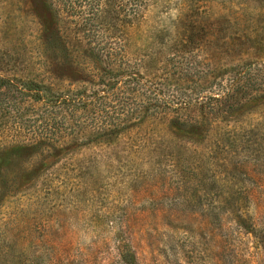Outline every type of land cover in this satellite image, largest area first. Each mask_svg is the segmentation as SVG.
Here are the masks:
<instances>
[{"label":"rangeland","instance_id":"obj_1","mask_svg":"<svg viewBox=\"0 0 264 264\" xmlns=\"http://www.w3.org/2000/svg\"><path fill=\"white\" fill-rule=\"evenodd\" d=\"M93 1L0 0V74L80 105L105 97L108 109L117 100L133 109L141 93L189 96L244 69L253 99L218 131L228 141L203 146L171 138L152 109L111 135L83 133V122L105 117L80 113L67 117L80 128L57 133L58 123L15 94L0 106V264H120L126 239L139 264H264V0H147L144 18L169 45L179 16L206 21L209 39L194 37L202 49L193 56L213 67L166 80L161 61L174 47H142L151 41L135 28L119 52L126 75L108 97L98 92L104 64L70 38L90 28L123 45L131 9L128 0Z\"/></svg>","mask_w":264,"mask_h":264},{"label":"trees","instance_id":"obj_2","mask_svg":"<svg viewBox=\"0 0 264 264\" xmlns=\"http://www.w3.org/2000/svg\"><path fill=\"white\" fill-rule=\"evenodd\" d=\"M147 0H128L130 4L131 14L125 22L124 32V44H118L116 47L105 38L97 36L94 32L85 31L83 33L74 32L70 38L72 46H82L89 54L96 59L100 60L104 64V70L99 79L100 86L104 88L98 90L108 96H115L118 92L114 89L115 84L121 81V78L126 75L127 63L122 61V56L119 52L126 50L131 41V34L133 29H137L141 32L142 37H146V41L150 40V43L143 42L142 47H156L159 49L167 50L168 47H174L173 56L168 60H162L161 63L165 66L162 69L169 68V72L166 75L168 77H175V81L187 78L188 76L198 75L200 69L203 71L202 75L207 76V71L202 68L205 65L206 69L213 67V59H205L201 62L196 61L193 53L196 50L202 49L200 41L209 39L204 30L206 21L197 19H186L183 16H179L168 27L173 29L174 34L169 39L170 45L164 41L163 30H157L154 25H148V22L144 18V8ZM94 1L92 0L91 4ZM106 17L101 16V20ZM104 20V21H105ZM80 21V20H78ZM85 25L91 26V22L87 21ZM215 23V22H214ZM146 29H143V28ZM194 31L189 32L188 30ZM149 33V35H145ZM197 36L200 41L195 42L194 37ZM207 41V40H205ZM225 41V40H224ZM200 43V44H199ZM237 61V60H232ZM154 59H141V66L151 67ZM155 63H157L155 61ZM160 63V62H158ZM205 63V64H203ZM200 64H203L200 65ZM245 72H236L229 79L228 82L221 80V82L215 83L211 81L207 84H198L196 91L193 95L184 97H171L162 96L160 90H154L155 95L152 97L140 94L141 105L139 107L131 109L128 105L118 103L112 108H106L108 100L105 97L98 99L97 102H87L84 100L80 105L74 101V98H64L63 95L51 96V92L48 88L46 90H40L39 86H36L32 82L25 84L26 88H19L13 85V83L6 77L0 74V88L7 87L12 88L13 92L10 95V89L7 91L0 90V106L3 103L10 106L6 101L14 98L15 94L19 96L29 97L26 102L31 109L38 110L42 113V116L50 118L59 124L56 129L57 133L69 131H75V126L80 128V124L76 121L74 124L68 122L67 117L71 114H85L89 117L94 115H104L105 120L94 121V119L88 121V123L81 124V131L88 135L92 133H106L113 134L120 127L126 125L131 117L137 116L138 124L144 123L148 119L147 111L153 110L150 116L154 117L153 120L159 121L163 124V129L171 138L177 141L191 142V144L209 145L216 144L218 141H228L225 132H218L221 129L226 130L228 123L232 119V115L247 106L253 97L250 94L248 81H251V76ZM253 80L257 79L256 75L252 76ZM165 80V81H166ZM115 90V91H114ZM63 98V99H62ZM69 99V101H68ZM14 100V99H13ZM68 101V102H67ZM5 106V107H7ZM224 126V127H223ZM52 130V129H51ZM44 130V137L48 138L49 135H53L54 130ZM63 149V145H59V148L54 150ZM244 223V222H243ZM248 228L255 230L257 223L255 220L249 219L247 222ZM256 233V232H255ZM120 264H139L136 253L133 250L129 240H125L120 246L119 252Z\"/></svg>","mask_w":264,"mask_h":264}]
</instances>
